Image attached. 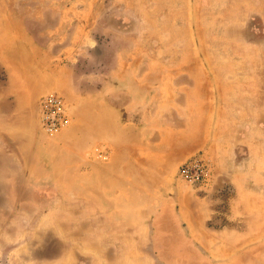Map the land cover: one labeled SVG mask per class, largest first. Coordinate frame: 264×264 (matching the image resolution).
<instances>
[{"label":"rangeland","instance_id":"obj_1","mask_svg":"<svg viewBox=\"0 0 264 264\" xmlns=\"http://www.w3.org/2000/svg\"><path fill=\"white\" fill-rule=\"evenodd\" d=\"M36 66L65 167L69 102L121 130L76 172L0 176V264H264V0H0V83Z\"/></svg>","mask_w":264,"mask_h":264},{"label":"crops","instance_id":"obj_2","mask_svg":"<svg viewBox=\"0 0 264 264\" xmlns=\"http://www.w3.org/2000/svg\"><path fill=\"white\" fill-rule=\"evenodd\" d=\"M37 74L42 79L16 78L12 86L8 79L5 84L0 83V176H25L31 173V167L36 166L39 173L64 176L76 172L82 164H92L94 149L97 146H107L112 142V133L120 129L114 118L111 105L98 104L97 98L89 104L88 110L98 113L99 120H83L82 107L69 102L67 111L68 126L63 133L69 138L67 164L62 153V144L59 135L46 140L40 128L39 104L41 94L53 86L54 76L48 75L39 66ZM103 128V132L100 131ZM121 130V129H120ZM100 131V132H99ZM62 133V134H63ZM101 134V135H100ZM121 141V140H120ZM47 147L48 153L39 154V150ZM55 148V149H53ZM114 158H127L125 150H116ZM23 185L22 182H15ZM14 183V184H15ZM20 189H32L29 186H20ZM39 188V187H36ZM35 189V188H34Z\"/></svg>","mask_w":264,"mask_h":264},{"label":"built area","instance_id":"obj_3","mask_svg":"<svg viewBox=\"0 0 264 264\" xmlns=\"http://www.w3.org/2000/svg\"><path fill=\"white\" fill-rule=\"evenodd\" d=\"M63 106L62 97L55 93L47 94L40 99V121L46 132H55L67 123ZM206 171L205 162L197 157L182 166L181 176L189 181L198 182L203 180Z\"/></svg>","mask_w":264,"mask_h":264}]
</instances>
